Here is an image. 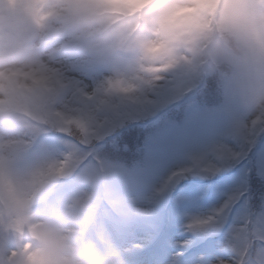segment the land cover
I'll return each mask as SVG.
<instances>
[{
    "label": "clouds",
    "instance_id": "clouds-1",
    "mask_svg": "<svg viewBox=\"0 0 264 264\" xmlns=\"http://www.w3.org/2000/svg\"><path fill=\"white\" fill-rule=\"evenodd\" d=\"M0 264H264V0H0Z\"/></svg>",
    "mask_w": 264,
    "mask_h": 264
}]
</instances>
